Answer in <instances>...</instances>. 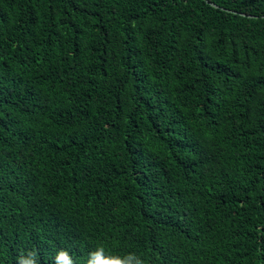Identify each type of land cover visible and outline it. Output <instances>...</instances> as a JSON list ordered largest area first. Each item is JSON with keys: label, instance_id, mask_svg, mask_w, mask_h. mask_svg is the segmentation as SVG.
I'll list each match as a JSON object with an SVG mask.
<instances>
[{"label": "trees", "instance_id": "obj_1", "mask_svg": "<svg viewBox=\"0 0 264 264\" xmlns=\"http://www.w3.org/2000/svg\"><path fill=\"white\" fill-rule=\"evenodd\" d=\"M263 16L0 0V264H264Z\"/></svg>", "mask_w": 264, "mask_h": 264}, {"label": "clouds", "instance_id": "obj_2", "mask_svg": "<svg viewBox=\"0 0 264 264\" xmlns=\"http://www.w3.org/2000/svg\"><path fill=\"white\" fill-rule=\"evenodd\" d=\"M36 255L35 252H30L23 264H38ZM55 260L56 264H73L70 256L64 250L57 253ZM85 264H145V261L135 253H129L123 257L107 255L103 246H98L89 254Z\"/></svg>", "mask_w": 264, "mask_h": 264}, {"label": "water", "instance_id": "obj_3", "mask_svg": "<svg viewBox=\"0 0 264 264\" xmlns=\"http://www.w3.org/2000/svg\"><path fill=\"white\" fill-rule=\"evenodd\" d=\"M207 2V1H206ZM210 6H212V7H214V8H218L216 5H214V4H212V3H209V2H207ZM263 18H264V16H263Z\"/></svg>", "mask_w": 264, "mask_h": 264}]
</instances>
